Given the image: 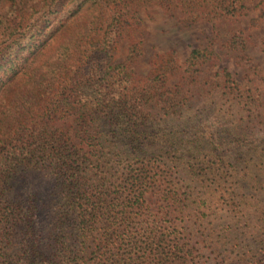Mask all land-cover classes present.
I'll return each instance as SVG.
<instances>
[{"label":"trees","instance_id":"obj_1","mask_svg":"<svg viewBox=\"0 0 264 264\" xmlns=\"http://www.w3.org/2000/svg\"><path fill=\"white\" fill-rule=\"evenodd\" d=\"M41 1L43 15L66 12L65 24L13 38L39 11L0 0L1 264H191L193 233L200 244L215 230L238 233L223 240L233 248L250 236L264 253V219L254 217H264V93L216 68L218 51L239 42L214 39L181 65L170 50L137 79V25L116 4L125 11L128 0ZM248 1L134 0L132 9L150 2L218 21ZM72 21L84 25L49 55ZM35 172L48 181L21 195L19 179ZM37 226L52 244L32 245Z\"/></svg>","mask_w":264,"mask_h":264},{"label":"rangeland","instance_id":"obj_2","mask_svg":"<svg viewBox=\"0 0 264 264\" xmlns=\"http://www.w3.org/2000/svg\"><path fill=\"white\" fill-rule=\"evenodd\" d=\"M32 2L39 11L33 14V17L29 20L28 25L24 24L20 27V30L12 33V37H19L27 33L25 27L33 24L43 25V23L49 22L58 24L61 22L65 24L69 17L66 12L62 13H50L49 15H43L42 1L41 0H29ZM134 0H128V7L124 11L123 5L118 2V9H122V12L128 13L129 21L131 25H137L133 32L129 34V38L134 39L137 43H141L142 56L139 61L131 67L134 71L135 77L138 79L145 78L150 74L152 69L151 62L158 55H163L170 50H175L179 64L183 63L190 51L194 48H203L208 43H211L214 39L218 42V46L221 42L235 39L239 45H244V49H240L237 46V50L226 51L220 49V61L216 68H225L227 71L233 74L235 80L238 83H247V79H251L252 83L249 84L253 87H259L264 93V84L255 77L256 75L264 76V5L260 4L258 0H251L245 4V10L241 15L235 18L222 19L218 21H212L211 18L197 19V15L191 16L183 9L175 6H159L155 3L143 2V5H139L136 9H132ZM114 4V3H113ZM112 4V5H113ZM88 15H86L83 23H86ZM90 19V18H89ZM92 21V18L90 19ZM19 21H17L18 23ZM68 22V32L56 43L52 44L49 48V55L56 53L53 48L54 45L64 46V43L73 39L74 35L79 32L78 26L84 25L81 21ZM39 33V32H37ZM28 36H30L28 34ZM28 36H26L28 38ZM34 41L38 39V34L34 35ZM25 39L22 43H26L29 39ZM12 40V39H11ZM130 41V40H129ZM242 42V44L240 43ZM129 46L128 41H124L120 46V53L118 55L119 61H122L127 55V48ZM221 48V47H220ZM217 50V47H215ZM56 56V55H54ZM255 73V74H254ZM176 80H173L175 82ZM48 181L44 173H29L24 174L20 179L21 183L19 192L23 196H27L30 191H40L44 184ZM36 192V193H37ZM255 209V208H254ZM251 209L250 211H254ZM44 213V212H43ZM42 213L37 214L36 221ZM252 212L249 213L248 219L251 223L255 222L256 218ZM262 218L261 215L254 216ZM44 226V224H43ZM37 226L32 237L28 240L32 245L42 247L43 245L49 246L52 244L53 234L51 231L46 230V227ZM215 230V229H214ZM208 231H203L204 235ZM195 240L190 243L191 246H195V250L192 251V255L189 259H192L191 264H264V253L257 242L246 240V243H241L235 248L232 247V243L225 244L223 242L226 236H237L238 233H226L225 231L215 230L207 242L198 243L197 234L193 233ZM248 235H250L248 233ZM13 244L17 248L26 250L24 240L22 237L16 236ZM217 241L219 244H217ZM213 245H217L213 247ZM216 248V249H215ZM243 255H247L243 258ZM245 259V260H244ZM1 264V261H0Z\"/></svg>","mask_w":264,"mask_h":264}]
</instances>
